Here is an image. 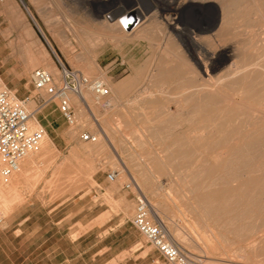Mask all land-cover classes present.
I'll use <instances>...</instances> for the list:
<instances>
[{"label": "rangeland", "instance_id": "obj_1", "mask_svg": "<svg viewBox=\"0 0 264 264\" xmlns=\"http://www.w3.org/2000/svg\"><path fill=\"white\" fill-rule=\"evenodd\" d=\"M31 1L36 3L28 7L23 0L25 11L18 0H0V66L5 59L20 56L23 62L27 57L31 74L35 69L43 70L37 64L43 59L56 70V81L61 68L79 72L90 81H102L109 96L97 103L85 89L80 92L83 99L70 94L76 127H69L61 119L56 101L44 107L33 100L26 104L33 114L30 129H42L51 145L45 156L33 161V167L23 170L22 160V170L13 174L8 183L3 182L6 195L0 200V264H164L131 224L135 189L146 198L154 219L170 234L184 237V242L175 244L191 255L193 252L195 259L264 264V241L260 247L256 244L264 240V219L252 228L259 230L254 243L251 234L235 238L231 233L243 222H230L228 226L226 218L219 217L217 221L219 218L199 206L201 193L224 189L227 180L228 187L224 185L232 189L231 184L245 181L244 167L259 164L255 158L241 157L226 165L224 159L229 155L243 156L242 150L237 153L226 148H222L223 152L200 148L193 138L201 134L203 123L191 118L187 109L192 105L188 96L193 84L225 74L244 55L241 47L232 48L235 43L252 39L264 49V0ZM107 14L109 20L104 18ZM138 14L142 15L140 22ZM124 18L137 21L131 32L123 28ZM224 20L231 25H221ZM189 34L214 58H203L206 56L186 40ZM41 47L48 57L37 59ZM225 51L233 58L217 56ZM196 55L202 58L199 66L194 61ZM211 61L220 64L219 68L211 71ZM35 95L32 89L27 94L31 98ZM49 125L53 127L50 135L45 131ZM81 132L96 136V143L82 142ZM217 153L224 156L218 158ZM215 163L219 166L214 167ZM112 172H116L115 180L97 189L94 175L102 173L106 177ZM47 182L50 184L46 188ZM197 182L200 183L195 185ZM126 184L131 188L128 191L123 188ZM259 192L264 211L263 189ZM81 219L82 225L73 228Z\"/></svg>", "mask_w": 264, "mask_h": 264}, {"label": "bare ground", "instance_id": "obj_2", "mask_svg": "<svg viewBox=\"0 0 264 264\" xmlns=\"http://www.w3.org/2000/svg\"><path fill=\"white\" fill-rule=\"evenodd\" d=\"M195 2V1H192ZM191 2V3H192ZM129 14V13H128ZM131 15V14H130ZM138 22H140L142 15L138 14ZM147 16V15H146ZM135 18V17H134ZM125 19V18H124ZM146 19V18H145ZM224 19V18H222ZM264 19V18H263ZM115 20V19H114ZM228 20V19H226ZM224 20V21H220L221 25H225L228 26L229 24L231 25V23ZM118 21V20H117ZM143 21V20H142ZM235 21V20H234ZM259 21V20H258ZM254 22V21H253ZM105 23V22H104ZM153 23V22H152ZM244 23V22H243ZM252 23V22H251ZM262 23V22H261ZM260 23V24H261ZM113 24V23H112ZM114 24H117V22H115ZM142 24V23H141ZM240 24V23H239ZM229 25V26H230ZM105 26H109V25H105ZM117 26V25H116ZM140 26V25H139ZM239 26V25H238ZM136 27V26H135ZM222 27V26H221ZM139 28V27H138ZM141 28V26H140ZM150 28V27H149ZM234 28V27H232ZM250 28V27H249ZM264 28V27H263ZM117 29V28H116ZM245 29V30H244ZM243 31H246L247 29V25L244 27ZM108 30V29H107ZM133 30V29H132ZM253 30V29H252ZM116 31V30H115ZM236 31V30H235ZM240 30L238 29L237 32L234 33H238ZM260 31V30H259ZM263 31V30H262ZM261 31V32H262ZM131 32V31H130ZM134 32V31H133ZM146 32V31H145ZM214 32V31H213ZM125 33V32H124ZM264 33V32H263ZM129 34V33H128ZM249 34V33H248ZM212 35V33H211ZM238 35V34H237ZM240 35V34H239ZM143 36V35H142ZM200 36V35H199ZM257 37V35H255ZM263 36V35H262ZM238 37V36H237ZM143 38V37H142ZM186 40L192 44L194 47H196L199 52L201 51L204 55L202 56H206L203 58L209 59V58H214L213 54H209V51L207 49H205L203 46L199 45L197 43V41L195 40L196 38H194L193 36L186 35ZM222 38V37H221ZM132 39V38H131ZM255 39V38H254ZM199 40V39H198ZM241 40V39H240ZM173 41V40H172ZM206 41V40H205ZM259 43V42H258ZM225 45V44H224ZM233 45V44H232ZM205 46V45H204ZM221 46V45H220ZM237 47H241L243 49V53L244 55L242 57L237 58V60L234 62V68H228L226 69L227 72L225 74H220V76L218 75L214 80L209 78V77H205L206 79L202 80L201 83H198L196 85L193 84V86L190 87V90L193 89L191 91V94H189L188 99L192 102V105L189 109L190 114L193 116L191 118H198L202 121L203 126L199 129V131H202L201 134L196 137L193 138V141L195 140L197 143L196 145H199L200 148L202 147H211V148H216V149H221V151L223 152L222 148L226 149H232L235 150L237 153L243 152L244 155L240 156V155H233V156H228L227 159L221 160L224 161V163L226 164L229 161H232L234 163V161L241 159V157H244L243 160H245V157L247 159L249 158H255L256 163L259 164V166L257 167L256 165L254 166V164L251 166L250 164L244 168H246L245 172L247 176L245 181L242 180V182L239 184V180L237 179V183L238 185H232V189L230 188H226V183H223V186H225L224 189H215L214 191H206L207 187L205 189L206 192H204L203 194L201 193V196L199 197L200 202L201 203L199 206H202V211L204 209V207L206 208L205 210H208L210 213L214 214L215 217L219 218H226L224 219L226 223H228L227 225L229 226L230 222L233 223L235 221H241L243 222L242 225H239V228H237L236 230L233 229L234 232L233 236L235 238L237 237H242L244 235L247 234H251L253 236H251V240H253L254 243H256L255 239L256 238V232L258 233V231L255 232V230H252V228L255 226L256 223L260 224V221L262 219H264V211L262 210V206H261V199H259V191H261L263 189L264 192V185L262 184V179H264V49L261 45H257L256 41L249 39L248 41L242 40L235 43L234 46L232 47L234 50H236ZM220 49V48H219ZM195 51V50H194ZM200 52V53H201ZM233 52V51H231ZM235 52V51H234ZM198 53V52H197ZM201 53V54H202ZM212 53V52H211ZM171 55V54H170ZM37 59H42V58H47L48 54L46 52V50L41 47L39 48V50L36 53ZM200 55H196L194 57V61L196 65H200V61H201V57H199ZM219 56H224L225 58H231L232 55L231 54H227V51L225 52H221L217 55ZM39 57V58H38ZM166 57V56H165ZM235 57V55H234ZM237 57V56H236ZM201 58V59H200ZM233 58V57H232ZM40 60H37V64L40 65L44 71H46L48 74H50L53 78H57L58 79V74L56 72V70L53 68H51V66L49 65V63H47V61L45 62H38ZM49 61V60H48ZM204 61V60H203ZM212 66H211V71H214L215 69H218L220 64L218 65L217 63H215V61H211ZM203 64V62H202ZM204 65V64H203ZM230 65V64H229ZM233 65V64H232ZM231 67V66H229ZM155 69V68H154ZM201 69V67H200ZM180 70V69H179ZM204 74L206 73L204 70ZM175 72V71H174ZM199 72V71H198ZM154 73V72H153ZM217 73V72H215ZM223 73V72H222ZM188 74V73H187ZM156 75V74H155ZM209 75V74H208ZM188 76V75H186ZM207 76V74L205 75ZM158 77V76H157ZM56 79V80H57ZM55 80V81H56ZM155 82V81H154ZM189 90V89H188ZM184 92V91H183ZM189 92V91H187ZM229 93H231L233 96H230ZM84 95V94H83ZM174 95V94H173ZM72 96V95H71ZM78 98L83 99V96L79 94L77 95ZM172 97V96H171ZM70 99V98H69ZM188 100V101H189ZM187 103V101H186ZM33 104V103H32ZM182 106V105H181ZM185 109V108H184ZM187 109H185L187 111ZM184 110V111H185ZM185 111V112H186ZM181 113V112H180ZM179 113V114H180ZM190 117V116H189ZM187 120V119H186ZM185 120V121H186ZM35 121V120H34ZM192 121V120H190ZM197 121V120H196ZM195 122V121H194ZM189 123V122H188ZM199 123V124H202ZM182 124V123H181ZM200 127V126H199ZM191 129V128H190ZM195 130V129H194ZM197 130V129H196ZM188 131V130H187ZM191 131V130H190ZM189 131V132H190ZM185 132V131H184ZM184 135V133H183ZM192 138V137H191ZM184 139V138H181ZM187 139V138H186ZM177 140V139H176ZM174 140L176 143H178V141ZM179 140V137H178ZM190 140V139H189ZM184 141V140H183ZM182 141V142H183ZM187 141V140H186ZM192 140H190L191 142ZM194 141V143H195ZM181 142V141H180ZM179 142V145H180ZM172 143H174L172 141ZM175 143V144H176ZM185 143V142H183ZM181 143V144H183ZM188 142H186L185 144L187 145ZM193 143V142H192ZM191 143L188 144V146ZM51 145L50 140L48 139L47 135L44 134L43 140L38 148V150L32 154H28L24 159H23V167L22 169L27 171L25 168H27V166H31V164L33 163V161L38 158V157H42L45 156L47 154V151L49 150V147ZM97 145V144H96ZM192 145V144H191ZM190 145V146H191ZM195 145V144H194ZM195 145V146H196ZM193 146V145H192ZM191 146V147H192ZM198 146V147H199ZM194 147V146H193ZM197 147V146H196ZM190 148V147H189ZM192 149V148H191ZM195 150V148H193ZM205 149V148H204ZM190 149L186 150L189 152ZM209 150V149H207ZM211 150V149H210ZM216 151V150H215ZM220 151V152H221ZM49 152V151H48ZM193 152V151H192ZM225 152V151H224ZM185 153V151H184ZM194 154L196 152H193ZM200 153V152H199ZM231 153V152H230ZM189 154V153H188ZM204 156H206L205 153H201ZM218 158H220L221 156H224V153H217ZM183 155V154H181ZM187 153L183 156H186ZM191 155V153H190ZM202 155H197V156H202ZM210 155V154H209ZM49 156V155H48ZM183 156L179 159H182ZM189 156V155H188ZM192 155V159H193ZM216 156V155H215ZM213 157V156H212ZM190 158V157H189ZM195 158V156H194ZM201 157L198 158V160ZM211 158V157H210ZM217 158V159H218ZM40 159V158H39ZM38 159V160H39ZM187 159V157L185 158ZM191 159V158H190ZM189 159V160H190ZM191 159V160H192ZM216 159V158H215ZM246 159V160H247ZM53 162V159H51ZM188 160V159H187ZM194 160V159H193ZM196 160V159H195ZM194 160V161H195ZM197 160V161H198ZM212 160H214L212 158ZM250 160V159H249ZM193 161V162H194ZM22 162V161H21ZM20 162V163H21ZM25 162V163H24ZM191 162V161H190ZM196 162V161H195ZM213 162V161H212ZM215 162V161H214ZM219 162V161H217ZM230 162V163H232ZM238 162V161H236ZM244 162V161H243ZM51 163V162H50ZM222 163V162H220ZM229 163V164H230ZM249 163V162H248ZM41 164V163H40ZM219 164V163H218ZM224 164V165H225ZM245 164V163H244ZM50 165V164H49ZM187 165V164H186ZM209 167V164H207ZM213 165V164H212ZM217 164L215 163V165H213L214 167ZM227 165V164H226ZM223 166V169L226 168ZM242 165V163H241ZM44 166H47L46 164ZM211 166V164H210ZM219 166V165H217ZM222 166V165H221ZM220 166V167H221ZM33 167V166H31ZM43 167V166H42ZM212 167V166H211ZM230 167V166H229ZM238 167V166H237ZM203 168V167H202ZM210 168V167H209ZM228 168V167H227ZM21 169V168H19ZM21 169V170H22ZM36 169V168H34ZM43 169V168H42ZM60 169V168H59ZM213 169V168H212ZM220 169V168H219ZM242 169V168H240ZM29 170V169H28ZM239 170V168H238ZM236 170V171H238ZM30 171V170H29ZM28 171V173H29ZM38 171V170H37ZM219 171V170H218ZM241 171V170H240ZM230 172V171H227ZM20 173H22L20 171ZM19 173V175H21ZM58 173V171H57ZM203 173V172H202ZM205 173V171H204ZM232 173V172H231ZM235 173V172H234ZM237 173V172H236ZM23 174V173H22ZM31 174V173H30ZM34 174V172H33ZM39 174V172H38ZM226 174V173H225ZM29 175V174H28ZM35 175V174H34ZM58 175V174H57ZM204 175V174H203ZM208 175V174H207ZM211 175V174H210ZM219 175V174H218ZM216 175V176H218ZM229 175V173L227 174ZM15 176V175H14ZM18 176V174H17ZM36 176V175H35ZM42 176V175H41ZM56 176V174L54 175ZM194 176V174H193ZM214 176V177H216ZM224 176V175H223ZM13 177V176H11ZM196 177V175H195ZM199 177V176H197ZM205 177V176H204ZM213 177V176H212ZM211 177V178H212ZM219 177H221L219 175ZM241 177V175H240ZM16 178V177H14ZM14 178H12L14 180ZM20 178V177H19ZM40 178V177H39ZM200 178V177H199ZM202 178V177H201ZM210 178V179H211ZM223 178V177H222ZM221 178V179H222ZM232 178V177H231ZM237 177L235 176V179ZM244 178V177H243ZM18 178L15 179V182ZM23 179V178H22ZM34 179V178H33ZM54 179V178H53ZM70 179V178H69ZM209 179V180H210ZM7 181L9 179H6ZM11 180V178H10ZM194 180V178H193ZM200 180V179H198ZM202 180V179H201ZM225 180V179H223ZM222 180V181H223ZM241 180V178H240ZM18 181V180H17ZM50 181V180H49ZM192 181V180H191ZM205 181V180H203ZM202 181V182H203ZM211 181V180H210ZM232 181H234V178L232 179ZM236 181V180H235ZM4 181L0 180V200L4 199L3 195L5 190H4V186L3 183ZM52 182V181H51ZM196 182V181H195ZM8 183V182H6ZM48 183L46 184V188L48 186ZM191 183V182H190ZM197 184L195 185H198ZM215 183V182H214ZM218 183V182H217ZM215 183V185L217 184ZM236 183V184H237ZM12 184H14L12 182ZM50 184V183H49ZM203 184V183H202ZM16 185V184H15ZM53 185V184H52ZM204 185V184H203ZM208 185V184H207ZM211 185V184H210ZM230 185V184H229ZM230 185V187H231ZM10 186V185H9ZM213 186V185H212ZM220 186V185H219ZM233 186H235V188H233ZM263 186V187H262ZM6 187V185H5ZM12 188V186H10ZM8 188V190H10L11 188ZM55 187V186H54ZM53 187V189H54ZM205 187V186H203ZM216 187V186H215ZM221 187V186H220ZM227 187H228V183H227ZM196 189H198V187H196ZM210 189V187H208V190ZM213 190V189H212ZM11 191V190H10ZM199 191V190H198ZM194 192V191H193ZM201 192V191H200ZM199 192V193H200ZM259 192V193H257ZM195 193V192H194ZM198 194V193H197ZM264 195V193H262ZM193 197L196 195H194L192 193ZM262 195V196H263ZM261 196V197H262ZM16 197V196H15ZM197 197V196H196ZM197 199V198H196ZM263 199V197H262ZM10 200V199H9ZM5 201V200H4ZM198 201V199H197ZM177 202V201H176ZM3 203V202H2ZM11 203V202H10ZM1 204V203H0ZM5 204V202H4ZM7 204V203H6ZM9 204V203H8ZM201 210V207H199ZM3 206H1L0 208H2ZM264 209V208H263ZM207 211V212H208ZM204 212V211H203ZM202 212V213H203ZM204 215V214H203ZM211 215V214H210ZM208 217V216H206ZM212 216H210L211 218ZM213 219V217H212ZM256 220H259L256 222ZM220 221V218L219 220ZM249 221V222H248ZM190 222V221H189ZM225 222H223V225H225ZM218 223V222H217ZM215 223V224H217ZM173 224V223H172ZM214 224V223H213ZM212 224V225H213ZM219 225V223H218ZM232 225V224H231ZM217 226V225H216ZM235 226V224H234ZM232 225V227H234ZM223 227V226H222ZM231 226L228 228H232ZM217 228V227H216ZM227 228V227H226ZM227 228V230H229ZM221 230V228H219ZM192 230V229H191ZM232 230V229H231ZM218 231V230H217ZM167 234L170 237V240L172 242H184L181 241L183 240L184 237H180L179 234L177 235L175 233V235H172L169 233V231H167ZM194 232V231H193ZM219 232V231H218ZM217 232V233H218ZM228 234V231H226ZM225 232V233H226ZM262 231H260L259 233L261 234ZM230 233V232H229ZM264 233V232H263ZM259 234V235H260ZM195 235H197L195 233ZM243 235V236H242ZM264 235V234H262ZM261 235V237H262ZM222 236V235H221ZM207 237V236H206ZM258 237V235H257ZM264 237V236H263ZM182 238V239H181ZM220 238V236L218 237ZM227 238V237H226ZM232 238V237H231ZM234 238V239H235ZM248 238V237H247ZM187 239V238H186ZM245 239V238H244ZM259 239V238H258ZM220 240V239H219ZM247 241V239H245ZM255 240V241H254ZM196 241V240H195ZM228 241V240H226ZM261 241H264L263 238L262 240H258L256 244H259V247L262 245L260 244ZM252 242V241H251ZM225 243V242H224ZM229 243V242H228ZM244 243V242H243ZM247 243V242H246ZM177 244V242H176ZM179 244V243H178ZM184 244V243H183ZM253 245V244H252ZM245 246V245H244ZM255 246V244H254ZM192 247V246H191ZM248 247H250V245H248ZM194 248V247H193ZM196 248V247H195ZM230 248V247H229ZM264 248V247H263ZM192 249V248H191ZM201 249V248H200ZM244 250V249H242ZM264 250V249H263ZM262 250V251H263ZM194 251V250H193ZM243 252V251H240ZM197 254V253H196ZM235 254V252H234ZM239 254V253H238ZM193 252H192V257H193ZM198 256V255H197ZM239 257V256H238ZM242 257V256H241ZM194 258V257H193ZM212 258V257H211ZM240 258V257H239ZM195 259V258H194ZM203 259V258H202ZM225 259V258H224ZM219 260V259H218ZM241 260V259H239ZM196 262L200 263V264H231L230 261L228 260H222V261H203L200 259H195Z\"/></svg>", "mask_w": 264, "mask_h": 264}, {"label": "built area", "instance_id": "obj_3", "mask_svg": "<svg viewBox=\"0 0 264 264\" xmlns=\"http://www.w3.org/2000/svg\"><path fill=\"white\" fill-rule=\"evenodd\" d=\"M105 20L110 15H104ZM122 20L127 26L132 20ZM135 20L136 16H135ZM137 23V21H135ZM59 81L42 69H35L30 74V84L36 95L18 99L7 89L0 79V180L6 182L13 174L19 171L20 162L28 155L36 152L43 140L42 129L31 130L29 121L32 118L26 104L36 101L39 107L56 101L57 110L61 119L69 126L76 127L77 121L70 106L69 95L77 96L82 90L90 92L97 103L104 102L109 96V90L102 81H90L79 72L67 71L61 68ZM79 139L82 142L96 143L97 137L81 132ZM106 180L113 182L116 172L107 173ZM130 190V185L123 187ZM134 214L131 221L134 229L158 253L164 264H200L190 253L170 240L164 225L154 219L150 213L146 198L135 189ZM1 222V221H0Z\"/></svg>", "mask_w": 264, "mask_h": 264}, {"label": "crops", "instance_id": "obj_4", "mask_svg": "<svg viewBox=\"0 0 264 264\" xmlns=\"http://www.w3.org/2000/svg\"><path fill=\"white\" fill-rule=\"evenodd\" d=\"M18 1L22 5L25 11L27 8H25L24 3L28 7H33L34 4L36 3V1H31V0H24V3L23 0H18ZM32 10L34 11V13H36L34 9ZM26 58H23V62H21L22 58L20 56L12 57L11 60L5 59L2 65L0 66V79L3 85L7 89H9L12 93H14L18 99H24L27 96L29 90L32 89L30 84V78L29 81L27 80V77L29 76L31 69L29 64L25 61ZM111 70H113V68ZM52 128L53 127L51 125H49L48 127L45 126V131L48 135L51 134ZM94 178H95L94 182L96 183V188L99 190L107 183V180L102 173L100 174L96 173L94 175ZM82 221L83 219H81L78 222H75L73 224V228L76 224L82 225L83 223ZM60 222L56 224H60ZM70 228L71 227H68L66 229L70 230ZM71 242L72 244H74L75 241H71Z\"/></svg>", "mask_w": 264, "mask_h": 264}, {"label": "water", "instance_id": "obj_5", "mask_svg": "<svg viewBox=\"0 0 264 264\" xmlns=\"http://www.w3.org/2000/svg\"><path fill=\"white\" fill-rule=\"evenodd\" d=\"M136 25V22L134 20L130 21L129 24L127 26H123V28L126 30V31H130L132 28H134Z\"/></svg>", "mask_w": 264, "mask_h": 264}]
</instances>
